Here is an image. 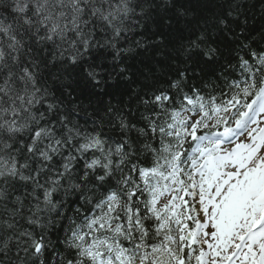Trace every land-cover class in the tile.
<instances>
[{
	"label": "snow or ice",
	"instance_id": "6c2138e0",
	"mask_svg": "<svg viewBox=\"0 0 264 264\" xmlns=\"http://www.w3.org/2000/svg\"><path fill=\"white\" fill-rule=\"evenodd\" d=\"M254 7L0 0V264H264Z\"/></svg>",
	"mask_w": 264,
	"mask_h": 264
},
{
	"label": "trees",
	"instance_id": "16d2710c",
	"mask_svg": "<svg viewBox=\"0 0 264 264\" xmlns=\"http://www.w3.org/2000/svg\"><path fill=\"white\" fill-rule=\"evenodd\" d=\"M253 3H255V7L250 10V20H249V26L253 29L254 33L258 32L262 27H264V16L260 15V4L258 0H252Z\"/></svg>",
	"mask_w": 264,
	"mask_h": 264
}]
</instances>
